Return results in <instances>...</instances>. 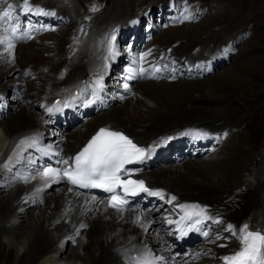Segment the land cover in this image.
<instances>
[{"label":"bare ground","instance_id":"1","mask_svg":"<svg viewBox=\"0 0 264 264\" xmlns=\"http://www.w3.org/2000/svg\"><path fill=\"white\" fill-rule=\"evenodd\" d=\"M16 1L20 0H0V10L6 8L8 3ZM174 3L179 1L175 0ZM114 5H116L114 1L109 5L108 17H111L113 9H117ZM180 6L189 11L199 8L197 13L203 14L209 8V2L181 0ZM170 9L175 12L172 6ZM195 24L197 26L190 31L184 29L186 26L168 27L153 42L162 44V39L171 42L174 39L184 38L185 42L181 45L184 51L191 47L186 32L196 37L206 26L208 27L203 17ZM66 30L67 28L46 35L45 38L53 40L52 45L43 46L35 39H31L26 44L15 46L13 55L4 53L0 56V235L2 236L0 241L3 243L4 262L5 264H52V260L60 259L59 264H128L126 259L128 252L137 249L141 254L148 253L151 259L156 260L154 264H179L181 256L173 257L179 255L174 249L177 241L172 235L163 237L152 225L151 216L156 209L149 213L150 216L143 211L130 210L121 214L107 210L102 198L96 197L93 201L92 197L74 189L69 192V187L63 180L51 184L37 196H33L32 193L37 187H43L37 170L49 164L57 166L55 161L69 157L96 125L113 121L131 128L140 127L138 130L133 129V132L141 141L149 143L156 132L168 124L172 127L182 126L181 122L191 118L208 120L209 115L205 110L211 109L217 112L220 108L215 100L223 99L225 95L212 92L214 84L207 79H204L207 82L204 83L205 88H203L206 93H200L201 88L197 89L194 85L189 87L186 81L194 79L171 83L146 81L137 84L142 98L122 100L107 112L96 116L92 123L85 125L81 122L76 123L66 132L58 129L59 127H51L54 123L50 121L46 124L44 120L46 117L44 115L49 113L48 91L51 94L59 93L62 97L60 104L64 105V93L68 95V92L59 85L69 83L68 78H77L85 68L84 64L79 63L71 70L68 78L65 77L66 60L63 47L67 43L64 39ZM136 31L134 29V32ZM0 52H4L3 46H0ZM199 54L203 57L202 52ZM30 64L39 71L37 77L31 74L23 76L19 73L18 67L22 68ZM67 66L70 69L72 67L70 64ZM225 67L226 70L222 68L224 71L218 79L219 83L241 80L238 72ZM211 69L212 66L207 65V71L210 72ZM23 70L26 71L25 68ZM23 83L27 86L25 101L23 98L20 99L19 94L15 97L12 95L9 104L3 95L6 87L16 84V90H19ZM204 94L208 98L202 99ZM185 98L191 100L182 102ZM59 114L54 117L57 118ZM178 119L181 122H177ZM19 127L22 129L14 130ZM237 135L234 133L232 136L237 140ZM31 136L38 138L41 147L36 154L38 165L33 166L29 162L34 152L33 148H27L22 153V159L12 164L11 171L3 168V163L7 161V157L12 154L19 141ZM49 145L51 151L46 154L43 150L48 149ZM220 152L229 154V158L222 161L203 160L200 157L188 158L176 164H160L151 169L149 175L176 189L180 196L192 193V196L202 198V195L209 194L215 187H218L216 192H221L222 182L228 183L226 186H233L235 189L246 187L247 192L241 196L244 205L235 213V220L239 221L247 216L264 219V192L257 195L259 178L264 175V161H259L249 170L248 166L253 164L249 162L251 153L248 156L243 152L239 157L232 158L227 146H223ZM15 159L14 156L13 161ZM230 160L234 161V168L232 177L228 180L227 162ZM229 168L232 169L230 166ZM3 169L7 172L4 173ZM32 176H36V179H31ZM216 176H218L217 181ZM25 177H29V180L26 181ZM243 192L236 193L226 203L234 204ZM177 215L175 211V216L179 220ZM137 216H141L140 223H134ZM141 225L147 230L145 231V227ZM172 228L177 235H181L184 231L183 226L175 222ZM157 257L162 259H155Z\"/></svg>","mask_w":264,"mask_h":264},{"label":"snow or ice","instance_id":"2","mask_svg":"<svg viewBox=\"0 0 264 264\" xmlns=\"http://www.w3.org/2000/svg\"><path fill=\"white\" fill-rule=\"evenodd\" d=\"M22 6L24 13L54 14L44 13V10L39 7L34 8L30 4V0H22ZM16 8L17 6L13 3H8L6 8L0 10V46L4 47V52H0V56L4 53L13 55L15 41L25 37L31 38L26 32H23L20 13ZM115 39V34H113L111 40L115 41ZM108 53L113 56L116 54L114 45L111 42L109 43ZM146 55L148 54L142 55L140 60L143 61ZM128 71L133 73L128 79L133 78L135 70L129 69ZM143 71L141 68L140 74H143ZM156 71H159V69H156ZM94 84L96 88L103 87L100 80L94 81ZM123 87L125 91L130 90L128 83H124ZM48 111L52 112L53 108H49ZM195 135L199 136L201 133H196ZM21 146H24V148ZM38 147V138L36 136L21 139L15 146L12 154L7 157V161L3 163V168L11 171L12 164L18 163L22 159L23 151L27 148L35 149ZM43 151L46 154L49 153L51 145ZM150 151L151 149L138 146L128 136L119 131L101 128L89 140L87 145L71 159L57 160L55 161L57 166L49 164L38 169L37 174L43 187H37L32 195L37 196L45 188L50 187L51 184L67 180L69 184L77 188H97L112 193L108 200V207L122 214L128 201L116 194L117 188L122 189L126 195H136L141 192H148L149 195L154 196L162 195L159 192L149 191L143 180L123 179L124 176L132 174V170L127 169L126 165L141 162ZM14 156L16 157L15 161H13ZM29 162L32 163L31 160ZM24 179L27 181L29 177H25ZM31 179H36V176H32ZM68 191L72 192L73 188L70 187ZM173 199L175 198L173 197ZM92 200L95 201L96 197L93 196ZM204 212V209H200L194 214L208 219L207 216H204ZM192 214L186 213V217L191 219ZM140 221L141 216H137L134 223H140ZM216 222L218 223L219 221ZM169 223H172V221L170 220ZM199 223H201V220H196V224ZM141 226L145 227L144 225ZM81 227H84V225H81ZM146 230L147 228L145 227ZM228 230L237 237L240 247L231 255L223 257L224 264H264V231L249 230V225L247 224L239 228H234L229 224ZM203 234L205 236L208 235L207 232ZM217 239H221V237L217 236ZM223 246L221 245V247ZM155 259H162V257ZM129 260L132 264H154L153 259L150 258L148 253L141 254L139 257L131 256Z\"/></svg>","mask_w":264,"mask_h":264},{"label":"rangeland","instance_id":"3","mask_svg":"<svg viewBox=\"0 0 264 264\" xmlns=\"http://www.w3.org/2000/svg\"><path fill=\"white\" fill-rule=\"evenodd\" d=\"M135 1L138 2V1H143V0H135ZM226 1L227 2H232V1L238 2L240 0H226ZM253 4H255V5H257L259 7L258 8L259 14L256 15L257 20H259V19L264 20V13H262V12H264V0H256V2H253ZM242 16H249V12L246 11L245 9L240 10L239 17L241 18ZM220 20H223V17L222 16H217V21H220ZM204 22H205V20H204ZM209 23L210 22H208V27L207 28L210 27V24ZM263 27H264V25L261 26L259 28V30L261 28H263ZM209 30H210V28H209ZM255 34H257V32ZM245 48H250V49H253L254 51L257 50V53L256 54L260 57L257 61L260 62L261 56L264 57V30L259 34V36L256 37V35H255L254 37H252L250 43H248V44L245 45ZM260 49H261V51H259ZM262 61H264V58H263ZM252 65L254 67H256V59L252 60ZM225 68H223V69H225ZM228 68H231V67H228ZM245 68L248 69V68H250V66H245ZM223 69H221L220 71L215 72L213 75H211L209 77L204 78V79H207L211 84H214L213 85L214 88L212 87V92H216V93L217 92L218 93L220 92V93H223L225 95L223 97V99L228 98V97H231V96L232 97H235V96L245 97V96H249V95H253V96L261 95V96L264 97V84H261V83H263L262 81H260L261 83H259V81H254V83H249L247 81V79H245V78H243V76H241V80L238 81V82H227V83H225V82L221 81L219 83L218 82V79L221 78V74L224 71ZM230 70L232 71L233 69L231 68ZM203 80L186 81V83H188V85H189L190 88H191L192 85H194V86H196L197 89L198 88H201V90L199 91L200 93H206V91H204L203 88H205L204 83L207 82V80H204V81ZM204 95L205 96H203L204 98H202V99L208 98L206 96V94H204ZM186 100H191V99L185 98V100H182V102H184ZM194 100H197V99H194ZM16 129H22V127L15 128L14 130H16ZM13 228H17V227H13ZM8 229H11V228H8ZM1 239H2V236H0V240ZM2 250H3V243L0 241V264H5ZM64 257H65V255H64Z\"/></svg>","mask_w":264,"mask_h":264}]
</instances>
